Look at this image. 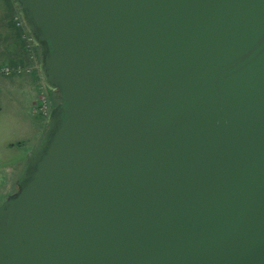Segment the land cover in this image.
Segmentation results:
<instances>
[{
  "label": "water",
  "instance_id": "95a60500",
  "mask_svg": "<svg viewBox=\"0 0 264 264\" xmlns=\"http://www.w3.org/2000/svg\"><path fill=\"white\" fill-rule=\"evenodd\" d=\"M14 1L61 102L0 264H264V0Z\"/></svg>",
  "mask_w": 264,
  "mask_h": 264
},
{
  "label": "rangeland",
  "instance_id": "374dc122",
  "mask_svg": "<svg viewBox=\"0 0 264 264\" xmlns=\"http://www.w3.org/2000/svg\"><path fill=\"white\" fill-rule=\"evenodd\" d=\"M6 22L12 24L14 35L0 36V205L18 192L28 157L44 137L51 110L61 102L60 93L50 91L42 79L40 49L29 37L14 0H0V32ZM13 53L21 57L11 58ZM35 73L38 96L35 83L29 81Z\"/></svg>",
  "mask_w": 264,
  "mask_h": 264
},
{
  "label": "crops",
  "instance_id": "0c3cea01",
  "mask_svg": "<svg viewBox=\"0 0 264 264\" xmlns=\"http://www.w3.org/2000/svg\"><path fill=\"white\" fill-rule=\"evenodd\" d=\"M9 25H10V23H8V22H6V23H4V25L2 26L3 27V29L1 30V32H0V36L1 37H6V36H13L14 35V33L9 29ZM12 24L10 25V28L12 29ZM9 31H11V32H9ZM6 33H7V35H6ZM9 33V34H8ZM3 39V38H2ZM17 57V58H20L21 56H20V53L19 54H14L13 53V56H11V58H13V57ZM25 64V63H24ZM26 65H27V63H26ZM30 77V79H29V81H32L33 83H35V89H34V94H36L37 96H38V94H39V90H40V88H39V83H38V79H37V74L35 73L34 75H29Z\"/></svg>",
  "mask_w": 264,
  "mask_h": 264
},
{
  "label": "trees",
  "instance_id": "16d2710c",
  "mask_svg": "<svg viewBox=\"0 0 264 264\" xmlns=\"http://www.w3.org/2000/svg\"><path fill=\"white\" fill-rule=\"evenodd\" d=\"M41 62V61H40Z\"/></svg>",
  "mask_w": 264,
  "mask_h": 264
}]
</instances>
